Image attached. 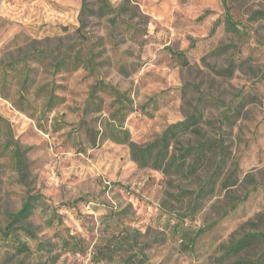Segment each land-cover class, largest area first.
Instances as JSON below:
<instances>
[{
	"label": "rangeland",
	"instance_id": "374dc122",
	"mask_svg": "<svg viewBox=\"0 0 264 264\" xmlns=\"http://www.w3.org/2000/svg\"><path fill=\"white\" fill-rule=\"evenodd\" d=\"M109 1L122 11L116 26L99 0H0V227L42 196L28 220L37 238L22 235L32 251L0 240V264H229L228 245L264 233V22L250 18L264 0H228L239 33L212 31L222 0ZM98 80L130 98L124 124L139 144L199 106L202 132L226 153L214 191L195 198L219 153L195 176L165 175L140 168L128 144L98 135L93 146L83 128L70 136ZM106 116L87 118L102 129Z\"/></svg>",
	"mask_w": 264,
	"mask_h": 264
},
{
	"label": "trees",
	"instance_id": "16d2710c",
	"mask_svg": "<svg viewBox=\"0 0 264 264\" xmlns=\"http://www.w3.org/2000/svg\"><path fill=\"white\" fill-rule=\"evenodd\" d=\"M100 8L98 12L102 17H107L112 26H116L121 20L122 11L116 9L109 0H99ZM225 12L222 18L215 21L212 31H215L219 24H223L225 29L234 33H239V22L235 20L228 4V0H222ZM124 10V9H123ZM89 12L85 4L80 9V26L78 30L85 28V14ZM93 12V11H92ZM253 21L264 22V8L254 10L250 15ZM228 46H220L218 53L227 52ZM47 53V50H38L32 57L42 59ZM55 55V53L53 52ZM178 57L184 58L182 52L177 53ZM184 62L186 58L183 59ZM17 63L14 64L16 66ZM236 61L231 59L229 65L221 72L224 74H232ZM29 74L25 77L21 84L20 96L22 101L29 102L25 95V89L28 85ZM7 78L3 79L5 82ZM105 95L113 97L111 109L106 111ZM51 99V98H50ZM130 98L116 86L106 84L103 80L95 82L89 96L85 102L83 116L76 127L69 133H77L82 128L88 140L93 146L96 145L98 135L109 138L119 144H128L131 150L132 159L140 168H151L159 170L165 175H181L195 176L199 170L206 165L209 156L215 153L220 154V158L215 163V167L211 176L206 181V185L196 193V200L201 196H205L214 191L217 181L226 164V153L223 143L215 138L207 137L202 132L200 120L202 113L199 106L195 107L194 112L184 120L170 124L161 134H158L152 141L139 144L132 140V135L129 129L125 126L124 121L127 116V110L130 109ZM117 104V107L115 105ZM21 108V107H20ZM107 112V116L101 122L102 129H97L96 125H92L88 121L89 115H97L96 121ZM227 116H230L227 115ZM191 134L194 142H188L183 145L180 138L184 135ZM176 151L179 153L177 154ZM13 154L21 160V150L16 146L12 149ZM191 160V162H189ZM22 161V160H21ZM20 161V162H21ZM42 196L39 194H29L24 201L22 207L14 213L10 214L9 223L5 228L0 227V240L7 246H10L18 253H30L32 251L27 241L22 240V235L31 239H36V232L29 224L28 220L34 212V208L40 203ZM78 245V243H76ZM255 245H262L260 254L255 259H247L241 257V254ZM106 252L111 251V247L105 249ZM225 255L230 260L229 264H264V233L254 232L246 233L241 238L233 241L225 249Z\"/></svg>",
	"mask_w": 264,
	"mask_h": 264
}]
</instances>
